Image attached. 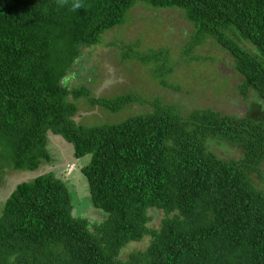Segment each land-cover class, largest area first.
Instances as JSON below:
<instances>
[{
	"label": "trees",
	"instance_id": "1",
	"mask_svg": "<svg viewBox=\"0 0 264 264\" xmlns=\"http://www.w3.org/2000/svg\"><path fill=\"white\" fill-rule=\"evenodd\" d=\"M138 1L182 8L195 23L191 45L212 37L255 108L184 115L161 96L126 94L91 102L150 108L77 124L73 99L91 90L72 83L74 67ZM160 53L123 49L162 75L172 69ZM51 134L76 159L91 155L81 173L105 216L86 217L54 170L18 183L0 211V264H264V0H0V159L37 172L54 160ZM147 237L145 249L125 252Z\"/></svg>",
	"mask_w": 264,
	"mask_h": 264
},
{
	"label": "rangeland",
	"instance_id": "2",
	"mask_svg": "<svg viewBox=\"0 0 264 264\" xmlns=\"http://www.w3.org/2000/svg\"><path fill=\"white\" fill-rule=\"evenodd\" d=\"M184 12L182 8L154 7L138 1L128 11L125 23L106 30L99 43L83 49L71 78L73 84H78L74 83L78 80L87 86L91 97L83 95L73 99L77 106L73 119L77 124L92 127L121 123L150 108L146 104L133 103L121 110L109 111L91 102L93 97L114 98L126 94L145 99L161 96L164 102L178 105L184 115L196 108H214L224 114L243 116L255 108L254 96L244 98L238 89L241 77L228 66L232 57L212 37H207L204 43L191 45L195 23L187 19ZM124 48L140 53L159 51L158 64L172 70L159 75L153 70L156 62L145 64L134 56L124 58ZM223 74L229 78L223 79ZM51 138L54 160L37 172L13 171L8 160L0 159V211L18 183L54 170L74 189L76 207L86 217L99 221L105 213L92 204L89 182L81 173V168L90 163L91 155L74 159L72 147L67 142L58 135H51ZM56 146L67 151H56ZM213 147L221 146H213L212 142ZM217 150L219 154L223 152L221 148ZM161 217L156 216L150 224L159 226ZM149 243L148 237L133 242L125 252L145 249Z\"/></svg>",
	"mask_w": 264,
	"mask_h": 264
},
{
	"label": "crops",
	"instance_id": "3",
	"mask_svg": "<svg viewBox=\"0 0 264 264\" xmlns=\"http://www.w3.org/2000/svg\"><path fill=\"white\" fill-rule=\"evenodd\" d=\"M51 135H53V134H51ZM51 135H50V137H51ZM62 138V137H61ZM63 139V138H62ZM51 140H52V138H51ZM64 140V139H63ZM64 142H65V140H64ZM69 146H71L72 147V145L71 144H68ZM56 148H58V149H56L57 151H67L64 147H58V146H56ZM72 151H73V154H74V150H73V147H72Z\"/></svg>",
	"mask_w": 264,
	"mask_h": 264
},
{
	"label": "clouds",
	"instance_id": "4",
	"mask_svg": "<svg viewBox=\"0 0 264 264\" xmlns=\"http://www.w3.org/2000/svg\"><path fill=\"white\" fill-rule=\"evenodd\" d=\"M75 7H77V8H78V7H80V5L77 3V4L75 5ZM74 159H76V158L74 157Z\"/></svg>",
	"mask_w": 264,
	"mask_h": 264
},
{
	"label": "flooded vegetation",
	"instance_id": "5",
	"mask_svg": "<svg viewBox=\"0 0 264 264\" xmlns=\"http://www.w3.org/2000/svg\"><path fill=\"white\" fill-rule=\"evenodd\" d=\"M15 188V187H14Z\"/></svg>",
	"mask_w": 264,
	"mask_h": 264
}]
</instances>
